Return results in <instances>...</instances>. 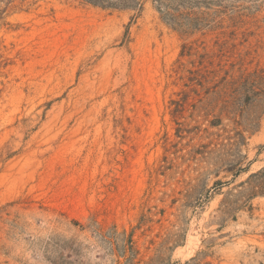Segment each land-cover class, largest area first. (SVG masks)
Returning <instances> with one entry per match:
<instances>
[{
    "label": "rangeland",
    "instance_id": "rangeland-1",
    "mask_svg": "<svg viewBox=\"0 0 264 264\" xmlns=\"http://www.w3.org/2000/svg\"><path fill=\"white\" fill-rule=\"evenodd\" d=\"M140 2L0 23V264H264V0Z\"/></svg>",
    "mask_w": 264,
    "mask_h": 264
},
{
    "label": "trees",
    "instance_id": "trees-1",
    "mask_svg": "<svg viewBox=\"0 0 264 264\" xmlns=\"http://www.w3.org/2000/svg\"><path fill=\"white\" fill-rule=\"evenodd\" d=\"M30 0H0V23L8 11L16 6H23ZM82 3L112 10H141L140 0H80ZM159 13L183 34H188L191 23H185L181 18L193 8H212L221 6L225 0H153ZM10 156V155H9ZM245 172L248 169L244 170ZM241 199L225 201V211L231 213L240 210L256 197H264V167L251 173L240 185Z\"/></svg>",
    "mask_w": 264,
    "mask_h": 264
}]
</instances>
